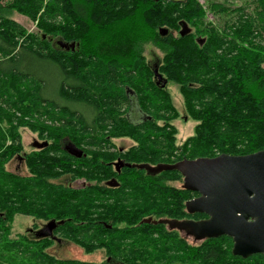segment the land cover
I'll return each instance as SVG.
<instances>
[{"label":"trees","instance_id":"trees-1","mask_svg":"<svg viewBox=\"0 0 264 264\" xmlns=\"http://www.w3.org/2000/svg\"><path fill=\"white\" fill-rule=\"evenodd\" d=\"M244 1L0 0V264H112L56 259L46 252L49 239H9L15 216L54 221L53 235L86 253L103 249L118 264H161V256L174 264H264L260 254L233 256L227 236L191 247L160 224L141 223L191 218L184 204L195 194L170 185L182 180L178 170L139 165L264 150V0ZM207 11L217 23L207 22ZM14 12L36 32L14 22ZM147 45L161 52L153 65ZM26 57L55 71L53 94L21 64ZM155 72L179 88L196 123L180 145L176 110ZM131 109L143 119L128 118ZM20 128L43 141L40 149L23 154ZM125 137L134 146L110 155L112 139ZM64 139L85 156L63 151ZM21 154L25 176L6 169ZM117 158L133 166L116 172ZM110 179L117 188L102 184Z\"/></svg>","mask_w":264,"mask_h":264},{"label":"water","instance_id":"water-1","mask_svg":"<svg viewBox=\"0 0 264 264\" xmlns=\"http://www.w3.org/2000/svg\"><path fill=\"white\" fill-rule=\"evenodd\" d=\"M154 75L164 87L166 80L157 72ZM66 150L73 157L81 156L72 145ZM173 169L182 175L183 189L198 194L186 203V211L207 216L198 222H179V230L197 242L227 236L232 240L233 256L247 259L260 254L264 259V150L183 161L151 173ZM54 225L49 222L47 230Z\"/></svg>","mask_w":264,"mask_h":264},{"label":"rangeland","instance_id":"rangeland-1","mask_svg":"<svg viewBox=\"0 0 264 264\" xmlns=\"http://www.w3.org/2000/svg\"><path fill=\"white\" fill-rule=\"evenodd\" d=\"M8 1V0H3ZM203 7H206L209 1L218 2V3H229L232 7H240L245 5L244 0H198ZM206 20L210 23H217V19L219 17L213 15L211 12L207 11ZM10 18L18 23L20 26L23 27V29L28 33H34L36 32L35 23L30 21L28 18L17 14V13H11ZM53 43L55 46L59 47L57 44V40L54 39ZM144 56L146 57L147 61L150 64H154L160 57L161 52L157 50L156 48L152 46H145V49L143 51ZM21 64L23 66H27L28 70L36 73L41 78H43L45 81L48 82V88L50 93L53 94L54 90V77H55V71L52 70V68L39 65L36 62L30 61L27 57L21 61ZM166 90L168 95L170 96L171 103L176 110L177 118L172 122V125L175 127L177 131L176 135V144L180 145L185 139L193 135V129L195 126V122L190 120L184 111V104H183V98L179 92V88L173 84V83H166L164 87H162ZM135 111V110H134ZM132 112L130 116H132L130 119L132 121H137L138 116L136 113ZM19 136L22 144V151L23 154H28L34 151H37L39 149V146L41 147L43 141L39 140L37 135L34 133H31L27 128H20ZM112 144L116 150H126L132 145H134V142L131 138H118V139H112ZM23 154H21L19 157H15L12 160H10L6 164L7 171L11 173H15L21 176L27 175L26 168L24 167L23 162ZM58 182H65V180H60ZM75 185V184H74ZM171 186L175 188H182V180L179 182H172L170 183ZM45 222L40 220H34L29 217L25 216H15V218L12 221L11 224V230L9 234V239H12L16 237L17 235H24L28 241H39L36 237H34L33 232L42 228ZM182 239L186 240L188 245L191 247H196L199 244H201L203 241L193 243L189 238H183V235L181 236ZM40 242V241H39ZM51 245L46 249V252L55 257L56 259L61 260H75V261H81V262H89V263H101L106 258V251L103 249H98L91 253L84 252L83 249L77 247L76 245L61 241L60 243H56L53 241H50Z\"/></svg>","mask_w":264,"mask_h":264},{"label":"flooded vegetation","instance_id":"flooded-vegetation-1","mask_svg":"<svg viewBox=\"0 0 264 264\" xmlns=\"http://www.w3.org/2000/svg\"><path fill=\"white\" fill-rule=\"evenodd\" d=\"M129 98L131 99V96H129ZM134 110L135 109H131L128 112V118H131L132 117L130 115L132 114V112ZM134 113H136V115L138 116V118L140 120L143 119V115H141L137 109L134 111ZM111 144H112V141H111ZM69 145L74 146L73 144L66 142V139H64L62 141V150L65 151L68 155H70V154L68 153V151L66 150V148ZM132 146H134V145H132ZM75 148L78 149L79 151H81V156L79 158H77V159H80L81 157H84L85 156V153H83V150L82 149L77 148V147H75ZM39 149H40V146H39ZM108 149L109 150H107V151H108V153L110 155H114V154L117 155L118 153H123V152H125V151L128 150V149H126L124 151L121 150V149L116 150L114 148V146L112 148H108ZM70 156H72V155H70ZM74 158H76V157H74ZM110 164L113 167L114 171H116V172H119L120 169H122L124 166H126V167H132L133 166L131 164L125 163V161L123 159H121V158H117L115 161L111 162ZM160 166L161 165H158L157 167H151V166H148V165L144 164V165H139L138 166V169H142V170H144L147 173H151L152 172L151 170H158V167H160ZM63 180H65V182H63V184H68L69 183V179H63ZM102 184L105 185L108 188H117L118 187V183H117V181L115 179H110L109 181H104V182H102ZM182 188H183V177H182ZM194 194L195 195L193 197H191V199H189L188 201L185 202V204H184L185 211H186V206H185L186 203L198 197V194H196V193H194ZM186 213L189 214L192 217L191 218H185L183 220H177V219H174V218H167V217H160V218L148 217L146 219H143L141 221V223H145V224H151L152 223L153 225L160 224V225H162V227L165 229V231L167 233L174 232V233L177 234V236L180 239H182L181 236L183 235V238H189L191 240L192 244H193V243H196L197 241H194L193 238H191L189 236H186L183 233V231H181V230L178 229V226L177 225H178L179 222H182V221H193V222L202 221V220L207 219V216H205L204 214H199V213H188L187 211H186ZM195 215H201V217L200 218H197V216H195ZM48 224L49 223H45L42 228L34 231L33 232L34 237H36L37 240L49 239L50 241H53V242H56V243H60L61 241H64V240L60 239L58 236L53 235V232L56 229L57 224L55 223V225L52 226L49 231L47 230V225ZM109 228L110 227H108V229ZM184 241L186 242V244H188L186 240H184ZM172 260H173V258L171 256H167V257L161 256V264H174L175 262L173 263ZM104 261L107 262V263L118 264L113 259H111V256H109L107 253H106V258H105Z\"/></svg>","mask_w":264,"mask_h":264}]
</instances>
